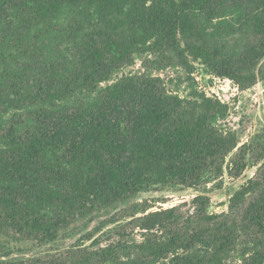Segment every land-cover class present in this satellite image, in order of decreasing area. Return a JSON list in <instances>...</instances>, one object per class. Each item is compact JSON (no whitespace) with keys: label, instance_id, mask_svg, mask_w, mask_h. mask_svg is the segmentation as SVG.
<instances>
[{"label":"trees","instance_id":"1","mask_svg":"<svg viewBox=\"0 0 264 264\" xmlns=\"http://www.w3.org/2000/svg\"><path fill=\"white\" fill-rule=\"evenodd\" d=\"M0 20V47L19 49L21 71L18 82L6 81L0 90V115L92 89L151 42L178 44L179 55L191 53L242 90L264 79V0H0ZM46 40L55 44L56 58ZM234 40L243 42L233 46ZM194 95L171 92L160 78L130 75L112 86L98 110H41L35 127L0 119V227L28 239H55L97 202L115 203L158 184L195 187L208 172L223 177L230 155L228 173L240 177L254 152L258 170L231 197L228 214H209L208 195L193 199L215 229L196 232L184 252L172 250V241L156 249L163 257L111 255L108 262L225 264L238 248L243 264H264V144L239 145L235 131L218 125L229 106ZM147 210L137 218L143 229L177 222V208ZM196 243L201 251L187 253Z\"/></svg>","mask_w":264,"mask_h":264},{"label":"rangeland","instance_id":"2","mask_svg":"<svg viewBox=\"0 0 264 264\" xmlns=\"http://www.w3.org/2000/svg\"><path fill=\"white\" fill-rule=\"evenodd\" d=\"M10 18L9 14L4 15V20ZM37 27L48 28L45 24ZM2 28L0 20V31ZM46 42L47 48L52 52L49 57L56 58L58 51L55 44L51 40ZM235 42L242 43L243 40H234L233 46H236ZM185 43L186 41L182 40L181 46L184 47ZM149 45L150 47H145L141 52L134 53L131 60L115 65L110 78L92 89H78L72 97L51 105L39 104L15 112L10 111L1 114L0 119H17L22 128L35 127L42 122L38 120L41 110H53L60 115L71 112L75 114L93 108L98 110L108 101L111 88L117 81L130 75H144L160 78L171 92L182 97L190 98L199 92L220 99L229 109L228 115L218 120V125L224 130L235 131L239 145L264 144V79L259 80L253 87L242 90L233 79L218 75L201 59H195L191 53L179 55L175 49L179 47L178 44L174 47L168 43L151 42ZM61 48L65 49L63 42ZM18 53L19 49L10 45L0 47L1 91L6 81L18 82L21 78L18 77L21 71L16 61ZM256 156L254 152L248 155V167L240 177H232L228 173L227 163L230 155L223 177L208 172L195 187L174 183L158 184L115 203L97 202L92 211L78 216L71 225L61 230L55 239H28L0 227V260L18 262L36 258H58L61 264H72L82 257L88 260V264H111L108 262L111 255L118 256L120 261L129 258L163 257L156 249L172 241L176 242L172 250L179 248L184 252L186 244L196 232L212 231L217 225L215 221L202 220L193 199L201 194L208 195L211 198L209 214H228L231 197L258 170ZM147 208V212L177 208V222L168 229H143L138 225L137 218L143 216ZM227 219L226 215L221 221ZM199 248L200 244L196 243L187 253L200 252ZM225 264H243L238 248L229 252Z\"/></svg>","mask_w":264,"mask_h":264}]
</instances>
